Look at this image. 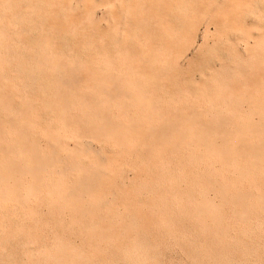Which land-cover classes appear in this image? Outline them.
<instances>
[{
    "label": "bare ground",
    "instance_id": "obj_1",
    "mask_svg": "<svg viewBox=\"0 0 264 264\" xmlns=\"http://www.w3.org/2000/svg\"><path fill=\"white\" fill-rule=\"evenodd\" d=\"M12 1L0 0V10ZM88 1L25 2L33 12L63 14L60 30L75 38L90 29L102 44L107 31L98 28L110 22L113 50L96 49L86 63L59 52L66 38L55 49L59 41L43 37L34 53L25 50L32 66L27 60L11 67L13 79L7 65L16 55L5 59L17 38L11 40L12 23L0 14V256L4 242L21 236V264H94L122 242L129 245L118 252L142 260L151 244L146 237L155 232L181 241L193 235L198 264H264L251 245L257 240L251 234H264V31L244 29L227 5L232 0H97L106 16L88 10L75 21L71 15ZM133 26L142 31L127 30ZM232 31L236 41L225 45ZM82 38L80 45L89 42ZM20 73L38 75L32 84L39 98L28 96L29 84L22 87L28 95L20 93L14 83ZM44 112L50 116L42 124ZM95 142L115 154L100 152ZM133 196L145 203L137 206ZM44 216L53 224L43 226L53 227L41 228ZM234 253L246 261H231ZM0 264L16 263L0 258Z\"/></svg>",
    "mask_w": 264,
    "mask_h": 264
},
{
    "label": "rangeland",
    "instance_id": "obj_2",
    "mask_svg": "<svg viewBox=\"0 0 264 264\" xmlns=\"http://www.w3.org/2000/svg\"><path fill=\"white\" fill-rule=\"evenodd\" d=\"M17 2H15V0H13L12 1V6H6V8L4 7H1V10H0V14H1V16H2V13L4 14L3 16H4V18H6L7 19V21L8 20H10V24H11V26L9 25V29H10V34H11V40L13 41V39H15L14 37H16L17 39H16V42H15V40L12 42V44H14V47H13V45L11 44V43H9V49H10V45H11V50L12 51H10L9 50V53H11V54H9V58H7V59H5L6 61H8L9 59V61H12L11 59H13L12 57H14V55H16V57H14V60L12 61L13 63H10L9 61V64L7 65V66H9L8 68H9V74L11 75L12 74V71L13 70H15V71H13V75H11V77H12V79H13V77L15 76V73L17 72L16 71V69L15 68H11V67H17V65L19 64V62L18 61H21V62H24V63H26V61L28 62V63H31V66L33 65L32 63V60H29V58L30 57H27L26 55H24V54H26L27 52H25V50H29V52L30 53H34L35 51H36V47H35V45H37V41H41L40 39H42L43 40V37H44V40H48V37H51V38H49V41H51V43H54V41H59V42H57L56 43V45H55V43L54 44H51V47H54L55 49H58V48H62L61 50L59 49V52L60 53H62L63 51L66 53H63V54H65L66 56L68 55V57H70V58H74L75 56H77L78 58H83L82 60H84V62H89V60H91V59H94V57L96 56V54L94 55L93 53H97L96 52V49L97 50H104V51H108V52H111V50H113V48H114V46H115V43H113V41H112V36H111V34L109 33V28H108V26H112V24H110V22L107 24V21H102L101 22V25L99 26V28H98V30L99 31H103L104 33H105V30L107 31L106 33H105V35L106 36H104V37H106L107 38V40H108V42L109 43H105V42H107V40H106V38H104V37H102V38H104V40H103V43L101 44V43H99V41H100V38H99V36H95V34H93V33H91V34H89L88 35V33L89 32H94L93 30H90V29H88V31L87 30H85L84 32H85V34H84V32H83V34H81L79 37L78 36H76L77 38H75V37H71V35H68V34H66V32H64V31H61L60 29H62L63 30V28L61 27V25H60V23L62 22V19L64 20V15L63 14H61V18H59V16H56L55 17V15H54V17L55 18H53V14H55V13H51L50 11H48V12H46V11H44L43 9H40V13L39 12H33L32 10H30L29 8L27 9V7H28V3H26L25 1L26 0H19L20 1V3H18V0H16ZM71 1H73L75 4L77 3L78 4V2H81V0H71ZM14 2V3H13ZM24 2V4H22ZM89 2V3H88ZM87 2V8H86V10L85 11H82L81 12V10H79L78 12H73V14L71 15V14H69L68 15V17H70V15H71V17L73 16V18H74V20L75 21H79V20H82V17H80L81 16V14L82 15H85L86 14V12L88 11V10H90L91 12H93L96 16H98L99 18H103L104 16H106V5L105 4H102V5H99L98 4V2H97V0H89ZM26 3V4H25ZM263 4V5H262ZM16 5H18V6H16ZM228 6H230V5H232L235 9H236V11H235V13H234V16H235V18L237 19V16L239 17V20H240V22H241V24H242V27L244 28V29H252L253 30V32L254 33H256V34H258V32H260V31H264L263 29H264V0H232V2H230V3H228L227 4ZM263 6V7H262ZM15 7V8H14ZM21 7H23L22 8V10H19V9H21ZM26 7V8H25ZM239 7H240V9H239ZM24 8L26 9V10H28V11H26V10H24ZM5 10V12H6V14H5V12H4V10ZM48 9H49V7H48ZM16 10V12H18V13H16V12H14V11ZM20 11V12H19ZM22 11H23V13H25V14H23L22 13ZM7 12H9V13H7ZM13 12V13H12ZM27 12H29V14L27 15ZM33 12V13H32ZM44 12V13H43ZM23 14V15H20V14ZM35 13H37L38 15H37V17H35L36 16V14ZM48 14L49 15V18H46L45 17V14ZM76 13V14H75ZM15 14H17V15H15ZM40 14V15H39ZM149 14H151V16H156V12L155 11H153L152 13H149ZM11 15V16H10ZM14 15V16H13ZM19 15H20V18H19ZM30 15V16H29ZM117 15H118V13H117ZM10 16V17H9ZM22 16V17H21ZM25 16H26V18H25ZM33 16H34V18H33ZM119 16V15H118ZM15 17H17L18 18V21H17V18H15ZM24 18V19H23ZM27 18H28V22L26 23V21H27ZM33 18V19H32ZM40 18V19H39ZM232 18V17H231ZM16 19V20H15ZM26 19V20H25ZM34 19L35 20H37L38 22L36 23V21H34ZM51 19V20H50ZM13 20H14V22H13ZM32 20V21H31ZM46 20V21H45ZM59 20L61 21V22H59ZM248 20V21H247ZM12 21V22H11ZM19 21H20V24L21 25H23V28H22V26L19 24ZM22 21H23V23H22ZM31 21V22H30ZM136 21L137 20H135V24H136ZM34 22L36 23V26H33L34 25ZM42 24H41V23ZM44 22L45 23H49V22H51V24H52V26H53V28H51V29H53V33H51L52 32V30L49 28V27H47V25H45L44 24ZM59 24V26L56 24ZM64 22V21H63ZM134 22V21H133ZM132 22V25H134V23ZM153 22H155L154 20H153ZM9 23V22H8ZM16 23V24H15ZM28 25L27 26V28H26V30H23L25 27H26V25ZM38 23H39V25H38ZM50 24V23H49ZM49 24H48V26H49ZM51 24H50V26H51ZM13 25V26H12ZM45 27V29L42 27ZM45 25V26H44ZM103 25V26H102ZM29 26H30V28H29ZM54 26H57V27H55L54 28ZM107 26V27H106ZM37 27H42L41 29L39 28V29H37L36 30V28ZM132 27V26H131ZM131 27H130V29L128 28H126L128 31L130 30V32H132V33H135L136 31L138 32H140V31H142V29L140 30L139 28L137 29V28H135L134 26V28H132L131 29ZM259 27H261V28H263V29H259ZM49 28V29H48ZM107 28V29H106ZM13 31H12V30ZM15 29V30H14ZM30 29V30H29ZM37 31V33L39 34H36L35 32V30ZM47 29V31L45 32V30ZM34 30V31H33ZM54 30H55V32H57V33H55L54 32ZM58 30H60L61 32H63V33H61L60 32V34H61V37H58V36H60L59 35V33H58ZM152 29H147V30H143V31H147V32H156L154 29L151 31ZM16 33H15V32ZM24 31H25V33L26 32H29L30 31V37H31V39H29V35L26 33V35H25V33H24ZM40 31V32H39ZM86 31L88 32V33H86ZM101 31V32H102ZM135 31V32H134ZM18 32V33H17ZM20 32H23V33H21L20 34ZM261 32V33H262ZM13 33H15V36H14V34ZM33 33H35V34H33ZM44 33H48L47 34V37L44 35ZM50 33V34H49ZM109 33V34H108ZM260 33V34H261ZM33 34V35H32ZM54 34H56L57 36H55ZM67 36H66V35ZM237 32H234V31H232L231 32V34H230V38L232 39V42H228V43H225V45H229V44H233L235 41H236V37H237ZM17 35H18V37H17ZM23 37H22V36ZM36 35H38V36H36ZM49 35V36H48ZM86 35V36H85ZM90 35H91V37H90ZM20 36V37H19ZM26 36V37H25ZM28 36V37H27ZM40 36V37H39ZM66 36V37H65ZM84 36V40L87 38V37H89L90 39H88L89 40V42L87 43H81L82 45H80V42L79 41H81V40H83V38L82 37ZM96 38V40L97 41H95V39H92V38H94V37ZM234 36V37H233ZM236 36V37H235ZM12 37H13V39H12ZM57 39H56V38ZM69 37H71V39H69ZM19 38H20V40H19ZM28 38V39H27ZM32 38H34V40H32ZM47 38V39H46ZM58 38H63V39H65V40H63V39H61V40H59ZM67 38H68V40H67ZM75 38V40H73ZM79 38H81V39H79ZM101 38V39H102ZM108 38H110V39H108ZM22 39L24 40L23 42V44H22ZM39 39V40H38ZM53 39H54V41H53ZM78 39V40H77ZM28 40H30V43L28 42ZM33 42H32V41ZM35 40H37L36 41V43H34V41ZM62 40H63V43H62ZM67 40V41H66ZM88 40H86V41H88ZM91 40V41H90ZM111 40V41H110ZM25 42H27V43H25ZM65 42V43H64ZM71 42H73V43H71ZM76 42V43H75ZM78 42V43H77ZM90 42H97V44L96 43H92L93 45L94 44H96V45H94V47L92 48V44L90 45V48L92 49V50H88V48H89V43ZM112 42V43H111ZM20 43L23 45V47H20ZM33 43V44H32ZM58 43H62V45H63V47H61V45H59ZM67 43V44H66ZM70 44V49L68 50V45ZM213 43V40H210V45ZM26 44V45H25ZM57 44H58V48H57ZM66 44V45H65ZM77 44V45H76ZM110 44V45H109ZM231 44V45H232ZM15 45H16V47H15ZM33 45H34V48H33ZM73 45H74V47H73ZM78 45H79V47H82V49L81 48H79L78 47ZM225 45L223 46V45H221L220 46V50L219 51H221L220 53L223 55V56H225V58H227L228 60V62H230V60H231V56H230V54H229V52H228V47H225ZM18 47H19V49H18ZM24 47H29V49L28 48H25L24 49ZM31 47V48H30ZM72 47V48H71ZM101 47V48H100ZM13 48H15V49H13ZM22 48V49H21ZM103 48V49H102ZM108 48V49H107ZM24 49V50H23ZM34 49V50H33ZM75 49V51H73ZM79 49V50H78ZM18 50V51H17ZM19 50H21V51H19ZM30 50H33L32 52L30 51ZM71 50V51H70ZM110 50V51H109ZM23 51V52H22ZM70 51V52H69ZM83 51V52H82ZM91 51V52H90ZM20 52L21 53H23V55L26 57H24V56H22V54H20ZM25 52V53H24ZM80 52V53H79ZM19 53V54H18ZM79 53V54H78ZM88 53H90V54H88ZM219 53V54H220ZM17 55H19V56H22V57H19V56H17ZM92 56V57H91ZM227 56V57H226ZM23 57L25 58V59H23ZM33 57V56H32ZM88 58V59H87ZM30 59H33V58H30ZM206 59V58H205ZM204 59V60H205ZM24 60V61H23ZM86 60V61H85ZM202 60V59H201ZM204 60H203V62H204ZM17 61V63H15ZM95 61H96V58H95ZM198 62H196L193 66H192V72H193V70L194 69H196L198 66H195V65H197L199 62H200V59H198L197 60ZM202 62V63H203ZM217 62V59L214 57V58H212V59H210V61H209V63L210 64H215ZM11 64H12V66H11ZM17 64V65H16ZM257 64H260V63H257ZM27 65V64H26ZM28 66H30V65H28ZM13 69V70H12ZM257 71H260V74L259 75H257L259 78L262 76V70H261V67L260 66H258L257 67V69H256ZM197 72V71H196ZM195 71L193 72V74L191 75V78H193L192 79V81H193V83H194V81H196V80H198L199 79V72H197L196 73ZM197 75H196V74ZM21 74V73H20ZM33 74L34 73H30V74H27V75H25L26 77H24V75H22V77H20V76H18L19 74H16L17 75V77H20V79L18 78V79H15V80H13V82L14 83H16L17 82V85H18V82H19V85H21V88L22 87H24L25 85L26 86H28V84H29V88L28 87H26L25 89H26V91H28V93L29 92H32L33 93V95L34 94H36V95H34V96H32V93H31V95H30V93H29V95H28V93L25 91V89L24 88H20V86L18 85V87H19V89H21L20 90V93H21V91L22 92H24L25 91V93H24V95H28V96H32L33 97V99H36L37 97L39 98V96L38 95H40L41 93H39V90H37V88H38V86L36 87V91L34 90V92H33V88L36 86H33V84L32 83H34L35 81L37 82V80H35V77L36 76H38L37 74H34V76H33ZM28 75H29V77H28ZM195 75V76H194ZM30 76L31 77H34V79H32V78H30ZM24 77V79L21 81V78H23ZM28 78H29V80L30 79H32V80H30V81H33V82H30V81H28ZM198 78V79H197ZM19 80V81H18ZM27 80V81H26ZM247 80H249L248 79V77H247ZM30 82V83H26V84H22V82ZM21 82V83H20ZM23 82V83H24ZM35 84V83H34ZM37 85L39 84V82H37L36 83ZM24 85V86H23ZM194 85V84H193ZM33 86V87H32ZM31 88V89H30ZM28 89V90H27ZM259 92H263V88L262 89H260V91ZM42 95V94H41ZM31 97V98H32ZM35 97V98H34ZM247 108V107H246ZM245 109V108H244ZM248 109V108H247ZM242 111H243V109H242ZM244 111H246V110H244ZM43 115H41V120L40 121H42L43 119H45V117L47 116V117H49L50 116V113H48V112H44V113H42ZM48 114V115H47ZM43 116H44V118H43ZM46 123V119H45V121L43 120L42 121V124H45ZM99 147H97V146ZM94 146H95V148H97L98 150H100V152H104V151H106V153L105 154H108L109 156H113L114 154H115V150L111 147V146H109L108 144H104V143H101V142H95L94 143ZM107 146V147H106ZM100 147H101V149H100ZM110 147V148H109ZM106 149V150H105ZM111 152L110 154H109V152ZM102 152V153H103ZM108 152V153H107ZM133 201H135L136 203V205L137 204H140V205H137V206H142L144 203H145V201H144V198L143 197H141V196H133V199H132ZM45 217V216H44ZM11 218V219H10ZM14 218V219H13ZM46 218V219H45ZM44 218V220L41 222L42 223V226H41V228H44V230L47 228V227H50V225H48V226H46V228H45V226H43V222L46 220V221H48L47 222V224L49 223V224H53V221H51V219H47V217H45ZM14 221V222H17V217H14V216H9V218H7V221ZM50 220V221H49ZM45 221V222H46ZM50 222H52V223H50ZM45 225V224H44ZM51 227H53V226H51ZM50 227V228H51ZM61 230V229H60ZM45 232V231H44ZM47 232V231H46ZM62 233V232H61ZM264 233V232H263ZM46 233H44V235H45ZM46 235H49V233L47 232V234ZM251 236L252 237H255V239H257L255 242H251V245L253 244V248L255 249V251H256V253L254 254V258L256 259V260H258L260 263H264V251H263V248H262V246L264 245V243H263V241L262 242H258V240L262 237V236H264V234H261V233H258L257 235H254V234H251ZM2 237H4V236H2ZM19 237V238H18ZM17 238H11L10 240H11V242L13 243V245H12V243L9 241L8 243L7 242H4L3 243V246H4V250H3V252L4 251H6V254H5V252L3 253V254H5V255H1L0 256V258H1V260L4 258V260H11L12 262H15L16 264H21V262H22V258H23V253L21 252V248H20V245L19 244H17V243H20V240L22 241V239H23V237H21V236H18ZM66 237L67 238H70L72 241H75L76 240V245H80L81 244V241H80V239L79 238H77V237H75L74 235H66ZM170 236H167V235H164V237L162 238V237H156V233L155 232H153V234H151L150 236H147L146 237V239H150V242H151V244L149 245V247H150V249L148 250V251H146V252H143V254H142V260H140L141 259V257L140 258H136L135 256L134 257H132V258H130V259H128L127 260V258H125L124 257V254H123V252H118V249L116 250L115 248H120V247H118V246H121L122 248H126L128 245H129V243H126V242H122V243H119L118 244V246L117 247H108V250H107V252H105L103 255H105V256H102V258H100L99 260H97V262H95L94 264H198V263H196L195 262V257H196V250H194V242H193V240H195L196 238L193 236V235H191L190 234V236H188V237H186V238H183L184 240L183 241H181L182 240V238H180L181 240H174L172 237H170ZM22 238V239H21ZM16 239H20L19 240V242H18V240H16ZM15 241V242H14ZM78 241V242H77ZM6 243H7V245H6ZM14 244H15V248H17L16 250H15V248H14ZM122 244V245H121ZM10 249H12V250H10ZM35 247H36V245H35ZM9 250V251H8ZM120 251V250H119ZM10 252V253H9ZM19 252V253H18ZM110 252V253H109ZM12 253V254H11ZM22 255H21V254ZM119 253V254H118ZM15 254V255H14ZM18 254V255H17ZM21 256H20V255ZM14 255V258L13 257H11V256H13ZM111 255V256H110ZM114 255H115V257H114ZM10 257V258H9ZM108 257V258H107ZM110 257V258H109ZM122 257V258H121ZM7 258V259H6ZM125 259V260H124ZM132 259H134V260H132ZM253 258H251V260H252ZM14 260V261H13ZM116 260V261H115ZM118 260V261H117ZM119 260H120V262H119ZM147 260V261H146ZM230 260L231 261H233L234 263H240V261L241 262H243V261H246L245 259H241L239 256H238V254L237 253H234L232 256H231V258H230ZM112 261V262H111ZM123 263H122V262ZM130 261H131V263H130ZM146 261V262H145ZM230 261V262H231ZM127 262V263H126ZM129 262V263H128ZM142 262V263H141ZM201 263H205V262H201ZM206 264V263H205Z\"/></svg>",
    "mask_w": 264,
    "mask_h": 264
}]
</instances>
